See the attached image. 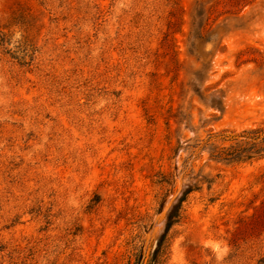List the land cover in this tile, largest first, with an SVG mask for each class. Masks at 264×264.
<instances>
[{
	"label": "rangeland",
	"instance_id": "1",
	"mask_svg": "<svg viewBox=\"0 0 264 264\" xmlns=\"http://www.w3.org/2000/svg\"><path fill=\"white\" fill-rule=\"evenodd\" d=\"M189 186L164 264H264V0H0V264H132Z\"/></svg>",
	"mask_w": 264,
	"mask_h": 264
},
{
	"label": "trees",
	"instance_id": "2",
	"mask_svg": "<svg viewBox=\"0 0 264 264\" xmlns=\"http://www.w3.org/2000/svg\"><path fill=\"white\" fill-rule=\"evenodd\" d=\"M263 130H255L246 135L240 136L243 140L256 141L262 136ZM224 157L221 160L228 163H244L246 161H251L255 158V155L248 151L247 148H234L224 149ZM193 187H187L186 190L181 194L177 201L172 204L165 215V222L163 232L156 238L155 246L148 257H145L144 252L141 250L139 254L135 255V259L132 264H164L167 250H168V240L169 235L173 227L180 223L182 219V207L183 203L186 201L187 196L194 191ZM164 202L160 204L159 212L164 208Z\"/></svg>",
	"mask_w": 264,
	"mask_h": 264
}]
</instances>
